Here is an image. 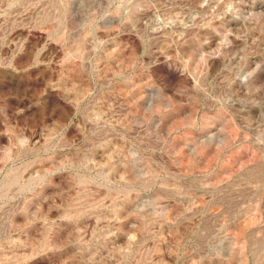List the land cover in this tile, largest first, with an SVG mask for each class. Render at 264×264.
<instances>
[{
  "label": "rangeland",
  "instance_id": "1",
  "mask_svg": "<svg viewBox=\"0 0 264 264\" xmlns=\"http://www.w3.org/2000/svg\"><path fill=\"white\" fill-rule=\"evenodd\" d=\"M0 264H264V0H0Z\"/></svg>",
  "mask_w": 264,
  "mask_h": 264
}]
</instances>
